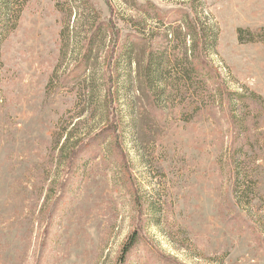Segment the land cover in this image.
<instances>
[{"label": "rangeland", "instance_id": "374dc122", "mask_svg": "<svg viewBox=\"0 0 264 264\" xmlns=\"http://www.w3.org/2000/svg\"><path fill=\"white\" fill-rule=\"evenodd\" d=\"M0 264H264V0H0Z\"/></svg>", "mask_w": 264, "mask_h": 264}, {"label": "trees", "instance_id": "16d2710c", "mask_svg": "<svg viewBox=\"0 0 264 264\" xmlns=\"http://www.w3.org/2000/svg\"><path fill=\"white\" fill-rule=\"evenodd\" d=\"M98 136L99 137H101L100 136V134H98ZM90 140H88L87 142H89ZM94 142V140H91L90 141V143L92 144ZM83 145L81 144V145H79L78 147H75L74 149H72L70 152H69V154H68V156H67V167H68V169H70V167H71V165L74 163V159L76 158V155H77V152L78 151H80L81 150V147H82ZM87 146V145H86ZM88 146H90V144H88ZM80 149V150H79ZM234 154H237L236 152H234ZM123 167H125V175H127V177H128V174H127V171H128V166H127V164L126 165H123ZM69 170H67V172H68ZM130 175V174H129ZM130 177V176H129ZM138 233H135V234H132V235H130L129 237H128V239L125 241V243H124V248H123V251H124V253L125 254H127L128 253V251H129V249L130 248H132L133 246H135L136 245V243L138 242ZM122 263H123V260H122Z\"/></svg>", "mask_w": 264, "mask_h": 264}]
</instances>
